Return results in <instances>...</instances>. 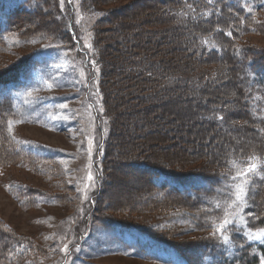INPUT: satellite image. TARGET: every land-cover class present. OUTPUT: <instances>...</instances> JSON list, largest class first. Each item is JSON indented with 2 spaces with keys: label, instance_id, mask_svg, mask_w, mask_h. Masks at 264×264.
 I'll list each match as a JSON object with an SVG mask.
<instances>
[{
  "label": "rangeland",
  "instance_id": "rangeland-1",
  "mask_svg": "<svg viewBox=\"0 0 264 264\" xmlns=\"http://www.w3.org/2000/svg\"><path fill=\"white\" fill-rule=\"evenodd\" d=\"M50 2L51 12L58 10V16H62L65 31L69 30L74 40L75 33L81 38L79 48L74 47L70 37L56 38L60 35L57 30L60 22L54 20V16L52 18L44 13L28 17L29 23L26 22L25 26H32L35 30L23 27L26 31L10 30L0 38V72L13 68L17 62L30 56L37 64L29 73L25 88L14 95L17 115L11 120L12 129L6 137L9 151L12 150L18 160L0 167V223L17 236L34 241V250L30 256L17 264H168L140 259L135 254L137 246L133 244L134 248L124 243L133 235L126 234L121 228L108 226L106 229L99 222H92L95 215L111 216L120 221L128 212L126 208L136 204L137 207L144 206L150 198L137 197L140 184L136 180L144 175L128 171L130 168L122 169L113 162L111 154L119 156L117 158L122 162L125 149L129 148L126 157L132 156L135 151H139L135 149L137 145L142 147L144 153L141 155L148 160L185 170L188 169V161L195 160L203 153V148L199 146L207 143L209 135L217 133L220 137L210 150L211 145L203 146L206 149L204 153L208 154L205 156L207 161L209 156L213 158L222 151L223 141L233 139L232 133L219 129L218 132L207 130L205 134L204 129H198L197 124L193 123L194 117H188V112L182 111L189 97L193 96L187 91L178 99L171 96L155 98L153 116L162 115L164 118L168 115L166 120L170 121L155 128L158 131L154 134L144 131L133 138L128 132L127 122L130 123L132 118L141 114L132 112L128 117L123 115L127 107L119 98V93L114 91L108 109L117 118L114 126L121 133L117 138L122 144L108 153L106 166L109 172H106L108 177L104 193L101 199L94 198V162L98 152L102 155V139L107 132L101 108V91L104 89L99 81L100 71L96 65L98 50L93 40L96 38L95 33H98L96 24L100 22L99 33L107 39L104 55L116 56L122 51L118 39L115 43L108 39L121 35V32L136 36L140 27L131 26L130 22L145 16L144 25L156 29L152 27L156 25L153 16L158 13L157 7L161 1L98 0L97 4L95 0ZM105 16L108 19L107 25L101 23ZM38 25L44 29L52 28V33H40L37 31ZM169 27L176 26L166 25V28ZM242 43L252 48V54L256 53L264 59V35L248 36ZM85 44L91 47H85ZM109 55L105 57L107 61L111 60ZM106 70H109L108 66ZM110 70L113 69L110 67ZM224 77L220 82L224 83L220 90L231 96L238 93L233 78H229V75ZM3 96L0 92V98ZM242 100L244 104L246 101ZM238 110L242 111L240 108ZM174 125L176 130L174 127L171 132H166V129ZM179 129H182V135H178ZM245 140L250 142L252 138L248 136ZM89 173L94 183L88 180ZM234 192L233 187L231 192L224 193L214 208L233 220L235 226L229 225L231 228L243 227V204L239 209L234 205L229 207L235 199ZM152 196L161 198L155 194ZM95 202L99 210L97 214ZM177 209L172 207L164 215V212L158 215L156 209L150 214L129 212L132 219L127 222L136 225L131 229L133 232H138L137 227L149 228L153 232L162 231L167 233L168 239L179 243L213 237L209 230L200 231V227L196 226L197 223L206 228L209 217L199 211L191 213ZM234 212L237 215L233 216ZM133 219L137 220L132 222ZM248 232L244 229L246 236ZM261 241L264 240L255 242ZM65 247L66 251L63 250Z\"/></svg>",
  "mask_w": 264,
  "mask_h": 264
},
{
  "label": "trees",
  "instance_id": "trees-1",
  "mask_svg": "<svg viewBox=\"0 0 264 264\" xmlns=\"http://www.w3.org/2000/svg\"><path fill=\"white\" fill-rule=\"evenodd\" d=\"M95 1L97 4L98 0ZM160 1L158 13L153 16L156 25L152 27L156 29L144 25L147 16L130 22L131 26L140 27L137 35L121 32V35L109 38L108 41L114 43L118 39L122 48L116 56L107 53L111 59L109 61L105 59L108 55H104L107 39L99 33L100 22L96 24L98 33H95L96 38L93 40L98 50L96 65L100 71L99 81L104 89L101 91V108L107 132L102 139V155L98 152V158L94 162V198L101 199L104 193L108 177L106 172H109L106 166L108 153L122 144L117 138L121 133L114 126L117 118L108 109L114 91L119 93V98L127 107L123 115L128 117L132 112L141 114L132 118L130 123L127 122L128 132L133 138L144 131L154 134L158 131L155 128L170 121L166 120L168 115L164 118L162 115L153 116L155 98L171 96L178 99L188 91L193 96L189 97L182 111H187L188 117H194L193 123L197 124V128L204 129L205 134L207 130L218 132L221 129L232 133V138L236 141H223L222 151L213 158L209 156L207 161L205 156L208 154L204 153L206 149L203 146L211 145L210 150L220 137L217 133L209 135L207 143L199 146L203 148V153L195 160L188 161L189 166L185 170L148 160L141 155L144 153L142 147L137 145L135 149L139 151H135L132 156L126 157L129 148L123 150L125 157L122 162L118 159L119 156L111 154L113 162L122 169L130 168L128 171L144 175L137 180L135 178L140 184L137 197L150 198L144 206L137 207L136 204L132 208H126L125 211L128 212L120 221L111 216L95 215L92 222H99L106 229L108 226L121 228L126 234L133 235L124 243L132 247L135 244V254L142 260L168 264H259L264 259V241L248 240L244 233V229L249 231L264 228V180L259 175L250 178L247 203L243 204L244 229L242 226H228L225 231L234 246L223 245L220 237L213 231L215 225L225 218L222 211H217L214 207L221 201L224 193L231 192V186L238 183V180L233 181L231 177L247 166L248 158L252 156L259 158L253 162L258 163L264 171V59L256 53L252 54V48L242 43L248 36L264 35V0H212V3L209 0ZM50 4V0H0V38L10 30L32 27L25 26L26 22L29 23L28 17L44 13L52 18L54 16V20L60 22L57 29L60 35L55 36L56 38L70 37L74 47H79L81 38L75 33L74 40L70 31H65L62 16H58V10L51 12ZM106 17L102 18V24H108ZM162 24L165 26L162 27ZM166 25H175L177 29L166 28ZM37 27L40 33H52V28ZM70 27L73 28L71 25ZM32 29L35 30L34 27ZM98 34L100 38L97 37ZM27 58L17 62L13 68L0 72V92L4 95L0 98V167L18 160L17 155L12 150L9 151L6 136L8 121L15 119L17 115L14 95L25 88L29 73L37 65L31 56ZM106 66L109 70H106ZM110 67L116 72L111 71ZM90 70L92 75V69ZM224 74L233 78L238 86L239 91L233 96L220 90L224 84L220 83ZM242 99L246 101L244 104ZM221 116L223 119L218 118ZM173 128L176 130L177 127L174 125L169 128L170 131L166 129V132H171ZM181 130H178V135H182ZM248 136L252 138L250 142L245 140ZM200 160L205 163L202 164ZM154 194L161 198H154ZM172 207L174 210L185 209L191 213L199 211L209 217L206 228L197 223L196 226L200 227V231L209 230L213 237L204 238L203 241L190 239L188 243H179L168 239L167 233L162 231L153 232L145 227H137L138 232L131 230L136 225L130 223L132 217L129 212L142 211L150 214L156 209L158 215L161 212L164 215ZM97 213L99 210L96 206ZM135 220L137 219L132 222ZM245 221L248 222L246 225ZM33 242L32 239L17 236L0 223V264H17L23 258H28L34 250Z\"/></svg>",
  "mask_w": 264,
  "mask_h": 264
},
{
  "label": "snow or ice",
  "instance_id": "snow-or-ice-1",
  "mask_svg": "<svg viewBox=\"0 0 264 264\" xmlns=\"http://www.w3.org/2000/svg\"><path fill=\"white\" fill-rule=\"evenodd\" d=\"M209 3H212V0H209ZM226 35H230V33H226ZM205 43H207V41H205ZM85 47L90 48L91 45L89 44H85ZM213 47H215V45L213 44ZM219 50V49H217ZM239 51V50H237ZM83 75V73H82ZM49 87H51L49 85ZM61 107H66L65 105H61ZM219 119H223V117H218ZM12 129V121H8V131L11 132ZM259 158L252 156L248 158V163L247 166L242 167L239 171L236 172V174L234 176L231 177V179L233 181H237L239 180L240 183L234 184L231 187L235 188V192H234V196L235 199L232 202V205H229V207L231 208L233 205L235 206V208L239 209L241 207L242 204H246L247 203V197L249 195V191H250V183H251V177L253 176H257L259 175V178L264 180V171H262L261 167L258 165V163H254L253 161H257ZM88 180L89 181H93V176L91 173H89L88 175ZM94 183V181H93ZM254 194V193H253ZM233 216L237 215V213H232ZM248 222L245 221V225ZM233 224V220L230 219L227 215L225 216V218L223 219L222 222H220L219 224L215 225L214 231L215 233L220 237V242L228 247H232L234 246L230 236L225 234V231L227 229V227L229 225ZM247 239L248 240H255V241H259V240H264V228L252 231L251 229L249 230L248 234H247ZM66 251V247L65 249H63ZM205 259H207V257H205ZM259 264H264V259H261L259 261Z\"/></svg>",
  "mask_w": 264,
  "mask_h": 264
}]
</instances>
